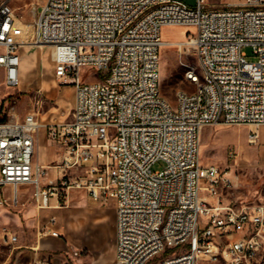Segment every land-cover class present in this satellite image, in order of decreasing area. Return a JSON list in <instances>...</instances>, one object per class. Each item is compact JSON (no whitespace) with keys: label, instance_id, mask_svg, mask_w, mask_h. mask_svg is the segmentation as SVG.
<instances>
[{"label":"built area","instance_id":"1","mask_svg":"<svg viewBox=\"0 0 264 264\" xmlns=\"http://www.w3.org/2000/svg\"><path fill=\"white\" fill-rule=\"evenodd\" d=\"M164 25H191L185 40H163ZM26 41L9 3L0 4V83L21 81L20 50L51 46L55 75L73 85L68 122L48 125L64 148L54 165L59 182H46L47 167L35 164L37 112L0 119V203L18 205L19 187L32 189L40 211L58 204L71 189L97 203H114V264H263L264 203L225 198L238 181L216 164L200 161L205 127L249 125L247 140L261 142L264 126V0H45ZM167 46L193 50L200 70L186 78L175 105L161 94L160 57ZM257 57L249 61L243 48ZM87 67L96 81L82 76ZM158 160L165 167L152 171ZM11 187L6 196L1 191ZM55 216L37 235L59 237ZM9 243L18 236L5 233ZM75 256L81 253L73 251ZM46 263V262H45ZM47 264H52L47 261Z\"/></svg>","mask_w":264,"mask_h":264},{"label":"rangeland","instance_id":"2","mask_svg":"<svg viewBox=\"0 0 264 264\" xmlns=\"http://www.w3.org/2000/svg\"><path fill=\"white\" fill-rule=\"evenodd\" d=\"M45 0H0L7 2L15 10L23 28V39H33V22L36 12L40 13ZM190 7H196L197 0H183ZM221 3L226 0H209ZM193 31L191 25H164L162 38L168 42H180ZM27 44V43H26ZM28 48V49H27ZM24 45L20 50L21 81L17 87L0 83V110L5 109V118H23L29 112H37L43 124L41 131L46 139L55 145L57 152L63 146L48 135V125L68 122L72 118L74 105L73 85H62L55 75L53 48L51 46ZM249 61L257 57L249 46L243 48ZM190 67L200 70L196 53L193 50L181 51L177 46H167L160 57V90L171 104L175 105L179 91L193 92L197 84L186 78ZM85 80L96 81L100 73L92 67L84 69ZM264 127V126H263ZM264 130V129H263ZM248 127L244 125H224L205 127L201 137L200 161L202 164H216L222 170L234 174L238 181L228 191L225 198L233 203L255 205L264 203V141L252 145L247 140ZM50 154V153H49ZM35 160L43 162L41 154ZM53 165L58 164L55 160ZM165 167L162 160L152 166V171ZM59 182L53 180L51 184ZM3 194L7 193L3 188ZM12 195V194H11ZM8 196V195H7ZM1 200V197H0ZM61 206L66 207L64 216L57 218L55 225L61 236L50 250L40 249L43 263L52 264H114L116 253V212L111 201L104 206L93 201L83 189H71L64 197ZM39 214L34 208L30 193L18 205L0 203V264H38L31 262V256L21 252L30 251L35 245V233ZM5 233L16 234L19 241L9 243ZM52 236H45L47 242ZM23 245L21 248L17 246ZM27 246V248H26ZM73 251L82 252L75 256ZM167 255V254H165ZM165 255L157 257L150 264H157ZM46 262V263H45ZM202 264H225L203 261ZM264 264V262H263Z\"/></svg>","mask_w":264,"mask_h":264},{"label":"crops","instance_id":"3","mask_svg":"<svg viewBox=\"0 0 264 264\" xmlns=\"http://www.w3.org/2000/svg\"><path fill=\"white\" fill-rule=\"evenodd\" d=\"M244 126L245 127L247 126L248 129L252 128L249 125H244ZM263 129H264L263 126L259 127V129H258L261 141H264V130ZM38 154H41L45 157V160L43 162H38L35 160V156ZM63 154H64V148H63L62 152H57L55 145L53 143H50L49 141H47L45 131L40 130L37 133L36 141H35L34 163L47 167V170H48V175L46 177L47 183L51 184L53 180H57L60 176L63 175L62 170L55 167L52 164L55 160L58 163H60V161L63 158ZM3 189L7 191L6 194L4 193L6 196L7 195L9 196L11 194V191H12L11 187H4ZM18 190H19V196H20L21 200L26 198L27 193H30V195L32 193V189L30 187H27V186H20ZM85 192H87V191H85ZM98 204L103 205V206L105 205L104 203H98ZM34 208L36 209V212L39 214V222H37V230L39 228V225L42 227H43V225H48L50 217L55 216L56 218H59V217L64 216L66 213V207L61 206V204H58V200L56 199V197L51 199L50 207L45 208V209H41L40 211L36 208L35 205H34ZM57 221H58V219H57ZM56 223L54 224V227H55ZM37 230L35 233V240H34L35 245L28 246V248L31 249L30 251L21 250V252H24L25 254H29V256H31V262H33V263L38 262V264H40V263H43V260H42L41 254L39 253V250L40 249H46V250L52 249L54 247L55 243L57 242V238L49 237L50 239L47 242H44V241H42V239L44 237L39 239V237L37 235ZM18 241H19V238H18ZM22 246L23 245H19V246H17V248H21ZM26 248H27V246H26Z\"/></svg>","mask_w":264,"mask_h":264},{"label":"water","instance_id":"4","mask_svg":"<svg viewBox=\"0 0 264 264\" xmlns=\"http://www.w3.org/2000/svg\"><path fill=\"white\" fill-rule=\"evenodd\" d=\"M5 109L4 110H0V119H5Z\"/></svg>","mask_w":264,"mask_h":264},{"label":"bare ground","instance_id":"5","mask_svg":"<svg viewBox=\"0 0 264 264\" xmlns=\"http://www.w3.org/2000/svg\"><path fill=\"white\" fill-rule=\"evenodd\" d=\"M29 45H31V44H28V43L25 44L26 48L29 47ZM27 49H28V48H27ZM202 133H203V132H202ZM201 137H202V135H201Z\"/></svg>","mask_w":264,"mask_h":264}]
</instances>
